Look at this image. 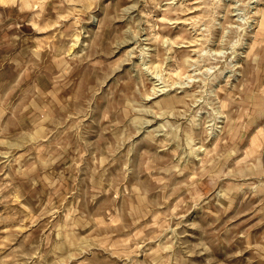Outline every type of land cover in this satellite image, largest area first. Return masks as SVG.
I'll list each match as a JSON object with an SVG mask.
<instances>
[{"label": "rangeland", "instance_id": "obj_1", "mask_svg": "<svg viewBox=\"0 0 264 264\" xmlns=\"http://www.w3.org/2000/svg\"><path fill=\"white\" fill-rule=\"evenodd\" d=\"M0 264H264V0H0Z\"/></svg>", "mask_w": 264, "mask_h": 264}]
</instances>
